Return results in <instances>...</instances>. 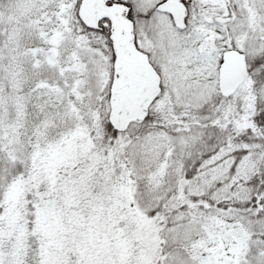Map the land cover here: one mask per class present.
Returning <instances> with one entry per match:
<instances>
[{"label": "snow or ice", "instance_id": "obj_1", "mask_svg": "<svg viewBox=\"0 0 264 264\" xmlns=\"http://www.w3.org/2000/svg\"><path fill=\"white\" fill-rule=\"evenodd\" d=\"M0 264H264V0H0Z\"/></svg>", "mask_w": 264, "mask_h": 264}]
</instances>
